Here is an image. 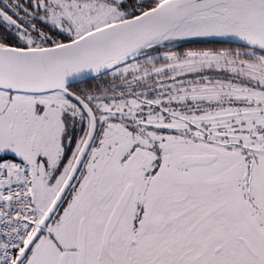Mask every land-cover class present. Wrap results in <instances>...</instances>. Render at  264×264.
<instances>
[{"label":"snow or ice","instance_id":"snow-or-ice-1","mask_svg":"<svg viewBox=\"0 0 264 264\" xmlns=\"http://www.w3.org/2000/svg\"><path fill=\"white\" fill-rule=\"evenodd\" d=\"M0 264H264V0H0Z\"/></svg>","mask_w":264,"mask_h":264}]
</instances>
